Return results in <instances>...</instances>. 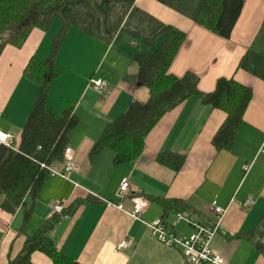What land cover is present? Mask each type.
Segmentation results:
<instances>
[{"label":"crops","instance_id":"1","mask_svg":"<svg viewBox=\"0 0 264 264\" xmlns=\"http://www.w3.org/2000/svg\"><path fill=\"white\" fill-rule=\"evenodd\" d=\"M205 0H71L47 28L35 27L20 47L8 44L0 54V131L20 136L37 93V84L24 76L33 56H52L55 37L64 27V39L55 54L59 70L53 81L48 108L56 115L72 108L80 118L70 134L75 150L74 170L69 178L49 170L36 197L32 215L24 224V208L10 213L0 207V264H8L22 250L26 237L34 234L53 215L52 203L62 199L67 210L79 207L50 231L58 249L83 264H187L181 251L170 248L132 218L136 197L147 200L142 217H163L180 235L194 227L177 220L183 212L201 223H213L211 204L224 208V231L213 246L226 264H264V0H221L216 30L196 18ZM167 25L186 32V39L170 66L182 76L191 71L200 78L199 89L211 92L221 77L235 78L253 90V98L230 149H218L214 136L226 112L192 96L166 112L148 133L141 155L134 161L114 163L106 148L90 157L93 144L108 122L126 111L134 100L145 102L149 92L138 80L132 56L153 51L138 37L153 38ZM102 79L96 90L91 80ZM162 152L184 156L182 165L161 163ZM12 149L0 142V167ZM248 171L244 166L250 165ZM65 158L49 169L62 171ZM130 180L121 198L122 178ZM249 203H245L246 199ZM107 201L119 203L108 205ZM229 232H234L230 235ZM253 233V235H252ZM123 239L130 246L114 252ZM34 264H53L44 252L35 251Z\"/></svg>","mask_w":264,"mask_h":264},{"label":"trees","instance_id":"2","mask_svg":"<svg viewBox=\"0 0 264 264\" xmlns=\"http://www.w3.org/2000/svg\"><path fill=\"white\" fill-rule=\"evenodd\" d=\"M68 1L71 0H0V54L8 44L22 46L35 27L47 29ZM221 10V0H205L196 21L216 30ZM64 35L62 27L55 37L51 57L43 61L33 56L25 68L24 76L38 86L35 101L16 141L17 149L0 167V207L10 213L24 208V224L30 219L34 201L49 176L48 167L64 160L70 134L80 121L71 107L60 115L48 108L50 89L59 75L55 54ZM138 37L148 47L160 39L153 51L139 49L132 56L139 67L138 80L148 89V99L132 101L124 113L108 122L93 144L90 157L93 159L109 148L114 152L115 164L134 162L143 151L148 133L161 117L192 96L226 112V119L213 142L218 149H230L253 98L252 88L233 77H221L213 91L203 92L199 89L197 74L191 71L182 76L170 73V66L186 39V32L176 26H165L153 38L140 34ZM158 159L178 169L184 156L162 152ZM80 204L78 201L72 210L66 209L46 220L34 234L26 237L22 250L8 264H34L31 256L35 251L44 252L53 264H83L58 249L50 237V231L62 216ZM257 247L264 249L261 243H257Z\"/></svg>","mask_w":264,"mask_h":264},{"label":"built area","instance_id":"3","mask_svg":"<svg viewBox=\"0 0 264 264\" xmlns=\"http://www.w3.org/2000/svg\"><path fill=\"white\" fill-rule=\"evenodd\" d=\"M93 87L100 91L105 87V83L102 79H92ZM18 136L13 132L0 131V142L8 146L13 150L17 149L16 141ZM264 152V142L260 149ZM74 156L75 150L68 147L65 151V167L62 171H56L49 169L53 175H59L65 179L70 180L69 175L74 170ZM250 165L244 166V170L248 171ZM49 168V167H48ZM130 180L128 177L122 178L119 187L118 195L123 198L128 194L130 190ZM251 200L248 198L245 203H249ZM108 205H117L113 201H107ZM148 203L147 200L141 197H136L132 210L129 211V215L141 221L149 230L152 237L158 240L163 245L176 248L181 251L187 264H226L225 259L221 256L213 246L214 237L219 232L224 231L222 225L225 209L218 206L216 201L211 204V209L216 213V220L213 223H201L192 219L183 212L176 213L177 220H184L194 227L193 233L190 235H180L173 230V228L165 221L163 217H157L152 220H147L142 217V212L146 209ZM67 208L66 201L59 199L52 203L53 213L62 214ZM67 215V214H66ZM65 215V216H66ZM233 235L234 232H229ZM130 246L129 239H123L118 242L114 247V252L121 251Z\"/></svg>","mask_w":264,"mask_h":264}]
</instances>
